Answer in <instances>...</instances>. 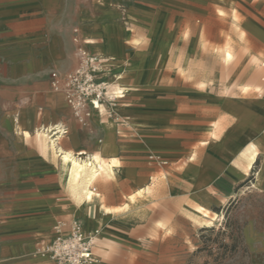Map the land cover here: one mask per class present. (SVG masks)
<instances>
[{"label": "rangeland", "instance_id": "374dc122", "mask_svg": "<svg viewBox=\"0 0 264 264\" xmlns=\"http://www.w3.org/2000/svg\"><path fill=\"white\" fill-rule=\"evenodd\" d=\"M91 1L61 0L55 9L64 15H71L79 2L89 5ZM224 1L227 2V5L229 4V8L218 5L212 8L207 0H93L99 11L93 14L84 10L81 11L80 18L75 19L80 23L82 34L88 40L96 42L84 47L85 50H89L94 56L99 49L106 54L105 58H102V64H114L112 71L107 70L110 76L108 82H113L116 72L127 69V83L130 84L129 80L133 76L135 78V83L131 85V88L145 86L149 90L152 89L156 81L154 77L146 78V71L161 67L169 53V40L158 20H161L167 29L175 28L178 32L170 40L173 61L181 55V52L184 53L188 49H191L193 54L192 71L188 69L177 71L175 65L169 64L156 74L158 85L161 87L160 93L167 98H172L178 105V114L187 115L188 119L186 120L191 123L155 122L147 127L131 128V126L142 122L137 113L157 108V98L152 93L143 96V101L146 103L145 109L124 105L125 103H139V94L136 93H129L125 103L124 100L116 102L115 108L124 117V120H121L124 123H118L106 116L102 117L95 110L93 116L91 115V124L101 128L105 133L98 139L97 149L92 152L103 151L107 158L117 156L114 132H116L117 126L122 128L127 124L130 126L119 135L120 138L123 141L140 142L145 147L140 152H123L122 155L126 158L122 159L120 156L121 163L118 168L123 170L126 166L136 167L134 182L127 184L129 191L135 192L131 195L135 197L133 200L135 205H131L135 222L143 220L148 201L151 198V195L143 194L144 186L149 183L150 176L164 177L165 171L162 166H168L171 163L170 155L175 153L182 155V160L174 165V169L180 173H183L187 168L188 160H193L194 157V164L204 167L201 174L203 179L201 186H191L186 183L183 177L181 183L177 179L175 186V190L181 191V194L174 193L172 186L175 179L172 175H169L170 178L164 179L163 182L160 180L162 183L160 182L161 184L159 183L158 186L167 189L163 214L172 215V217L174 213L177 214L176 224L183 236L182 243L171 241L158 244L139 240L129 243L114 242L109 243L110 246L108 245L106 251L100 256V252L95 250L97 260L101 259L106 264L110 261L113 264H127V262L129 264H264V189L251 187L260 160L256 164L255 161V165L252 164L249 168L246 162L244 169L248 175L243 172V164H240L241 170L238 168V154L227 165L220 164L219 172L205 170L204 165L207 163L208 146H205L202 140L210 139L213 121L221 111L210 108L206 104L204 92L214 91L222 95L238 93L243 95L244 91V94L248 96H257L255 92H258L259 96L263 97L258 101L259 106L249 99L235 95L225 97V101H229L231 104L241 101L242 104L255 111H264V106L260 105V102L264 101V87L261 86L262 90H259L257 86L260 85L254 87L250 83L240 87V84L249 81L248 77L252 78L255 84L264 83V44L254 35L244 36L246 31L241 30V34L239 30L240 26H244L246 23L248 25L256 24L264 30V0ZM24 10L29 13L36 11L35 8L29 7ZM130 10L135 12L128 19ZM151 18H153L152 24ZM55 21H57V17H55ZM76 27L78 25L72 26V38H75L76 33L74 31L73 34V29ZM123 27L128 33L126 35L127 42L133 44L131 38L138 39L140 37V47L145 48L147 52L141 53L140 57L127 58L123 51H118L115 48L117 41L123 38ZM98 39L102 40L98 41ZM227 45L233 47L234 57L229 61L222 59L221 53ZM136 50L139 51L138 46ZM216 51L218 52L216 53ZM184 56L191 57V53H186ZM204 79L207 82L201 84ZM126 92L128 91L124 93ZM100 118L111 120L114 125L106 128ZM241 120H243V115L237 111L225 114L214 122V124L220 125V138L211 137V139L213 141L222 139L226 144L242 130H254L261 139L260 152L264 146V120L253 119L250 124L241 129L225 131L230 124ZM63 128L68 130L66 125ZM69 134L70 130L63 136H69ZM48 142L51 144V141ZM159 149L166 151L167 155H163L158 151ZM220 154L225 157L232 156L227 153L226 147ZM189 155L194 156L190 158ZM212 164L209 162L206 166H212ZM172 172L174 173V171ZM248 178L253 179L249 185L239 188V185ZM139 179L142 181H137ZM262 180L263 172H259L254 186L259 187ZM100 181H103L101 177L94 184L99 192L104 191L101 186H97ZM155 192L156 189L153 194ZM237 198L240 200H237L229 212H226L225 207ZM128 199L129 196L119 197V201L123 202ZM97 207L93 214H89L81 208L84 214L83 225L89 234L100 232L99 229H96L98 227L93 229L94 224L97 226L101 224L102 217L97 215ZM101 209H106L108 214L110 212L107 207L102 206ZM179 210L182 212V217L178 215ZM204 212L206 215L203 214ZM74 221L81 223L79 220ZM74 221H71L70 225ZM60 225L62 224L58 220L49 230H53L55 233V227ZM49 230L38 234L32 253H36L37 248L45 243L44 238H47L45 235L50 233ZM146 230L148 228L136 227V233ZM102 232L110 233L107 230ZM122 251L130 254L129 256H133V258H125ZM178 252L182 254L177 259L158 260L156 258L158 253L174 256ZM140 253H143L144 256L140 257ZM29 256L32 257L31 254ZM136 256L140 258L137 259Z\"/></svg>", "mask_w": 264, "mask_h": 264}, {"label": "crops", "instance_id": "0c3cea01", "mask_svg": "<svg viewBox=\"0 0 264 264\" xmlns=\"http://www.w3.org/2000/svg\"><path fill=\"white\" fill-rule=\"evenodd\" d=\"M207 1L212 8L216 5L229 8V4L227 5L224 0ZM60 2L61 0H0V264H55L46 257L32 253L38 234L52 229L58 220L66 232L70 229L71 221L79 220L83 226L84 214L80 204L74 200L63 183L61 155L53 151L48 141L55 138L59 147L74 153L78 152H75V150L92 152L97 149L98 139L105 134L101 128L91 124V119L86 127L78 124L72 116L71 108L67 104L64 95L61 92L54 91L51 87L50 73L52 71L65 74L78 66V44L74 41V37H71L73 25H78L73 29V34L74 31L76 33L75 37L78 36L81 40L87 41L83 46L86 47L90 44L80 30V23L75 19L80 18V13L84 10L93 14L99 11L92 0L89 5L79 2L71 15H64L55 9ZM26 7L35 8L36 11L26 12L24 10ZM134 12V10L129 11L128 19L131 14L134 15ZM55 17H57V21H55ZM158 21L161 22L164 34L169 40V54L161 67L146 71L145 77H154L156 84L151 90L145 88V86L131 88L120 99L124 100L125 103L129 93L139 94V103H125L124 105L145 109L146 103L143 101V96L152 93L157 98V108L137 113L142 122L133 127L131 126V128L147 127L155 122L191 123L186 120L188 119L187 115L178 114V105L172 98H167L160 93L161 87L158 85L156 74L169 64L175 65L177 71H179V66L183 64L182 58L186 53H191V65L189 67L182 65L180 71H186L187 69L192 71L193 54L191 49H188L186 52L181 53V57L175 58L174 62L170 40L178 32L175 28L167 29L161 20ZM123 28V38L117 41L115 48L118 51H123L127 58L140 57L141 53L147 52L145 48L140 46H138L139 51H137V46L128 43L126 37L128 33L125 27ZM239 30L241 34V30L246 31L244 36H247V34L254 35L264 44V30L260 26L246 23L244 26H240ZM131 39L133 40V38ZM102 70L103 75L109 80L110 76L107 70L104 68ZM248 79L249 81L240 84V87L246 83H250L254 87L255 85L264 87V83L255 84L252 78L248 77ZM129 81L131 85H134V76ZM203 82L205 84L207 80L204 79L201 83ZM255 93L257 96H248L244 94V91L242 92L243 95H239V93L233 95L249 99L255 105H259L258 101L263 97L259 96L258 92ZM203 94L205 95L206 104L210 108L221 110L219 116L213 121L212 129L215 121L221 119L225 114H230L231 111L241 113L243 120L230 124L225 131L241 129L250 124L253 119L264 120V111H255L242 104L241 101H238L237 104L225 101V97L233 95H222L214 91H206ZM260 105L264 106V101L260 102ZM102 117L104 116L102 115ZM58 125L68 126L66 133H69L70 130L69 136H63L65 133L62 136L55 134V130L52 129ZM48 126H51L49 130L50 140H46L48 147L42 151L35 133L39 128ZM129 126V124L122 126V128L117 126V130L114 132V141L120 163V156L122 159L126 158L122 155L123 152H140L145 149L140 142L123 141L120 138L119 135ZM23 130L29 131L31 136H25ZM202 143L208 146L206 162L213 163L212 166H206L207 163L204 164L205 170L210 169L219 172L220 164L227 165L237 154L238 168L242 167L240 164H243L242 168L244 169L246 160L241 159L240 151L235 152L230 157L220 154L225 148L224 140L213 141L210 133V139L202 140ZM82 147L84 149H79ZM158 151L163 155H167L164 150L159 149ZM169 159L171 163L168 166H162L165 172L164 177H158L159 183L160 180L163 182L164 179L170 178L169 175H172L175 179L172 190L174 193L179 194H181V191L175 190L177 179L181 183L184 177L186 183L191 186H201L203 184L201 174L204 167L194 164L195 157L193 160H188V166L183 173L174 169V165L182 160V155L175 153L170 155ZM259 160L260 165L251 187L264 189V146L261 148L255 164ZM118 168L119 166L110 177H101L103 181L97 183V186H101L104 191L99 192L96 186H92L99 194L96 204L99 207L97 215L102 217L100 226L93 225V229L98 227L96 229L100 230L96 237L94 254L99 245L105 244L104 250L99 253L100 256L106 251V247L110 246L109 243L114 242L129 243L139 240L158 244L171 241L182 243L183 236L176 224L177 214L174 213L173 217L172 215L163 214L166 206L165 195L167 189L158 187V183L153 188L156 189L154 194V190L147 192L145 188L148 184L150 185L153 179L150 176L149 183L143 188L144 195H151L145 211L146 214L142 218L143 220L135 222L132 214L133 209L131 208V205H135L133 203L135 197L131 196L135 192H130L127 184L134 182L136 167L126 166L123 170ZM243 172L245 173V169ZM259 172H263V180L258 187L254 186V183L257 181ZM123 196H129V199L125 202L119 201V197ZM102 206L110 209L107 216L102 215ZM178 215L182 217L181 210H179ZM138 226L148 228V230L136 233V227ZM103 230L110 231V233L105 234V232H102ZM49 232L45 235L47 237L44 238L45 242L54 237V231L49 230ZM30 254L32 257L29 256ZM181 254V252H178L173 256L172 254L158 253L156 258L158 260L177 259ZM122 255L127 259L133 258L125 251H122ZM142 256L144 254L140 253V257ZM140 257L136 256L135 258L139 259ZM94 264H106V262L96 259ZM108 264L113 263L110 261Z\"/></svg>", "mask_w": 264, "mask_h": 264}, {"label": "built area", "instance_id": "2783aa9c", "mask_svg": "<svg viewBox=\"0 0 264 264\" xmlns=\"http://www.w3.org/2000/svg\"><path fill=\"white\" fill-rule=\"evenodd\" d=\"M78 44V66L65 74L50 73V84L54 91L61 92L71 108L72 116L81 126H88L91 113L97 104L103 107L101 114L118 123H124L116 102L124 97L121 89H111L103 75L102 60L90 55L84 48L86 40L74 38ZM98 232L88 234L78 221L64 231L62 225L55 227L54 237L40 245L36 254L46 257L55 264H94V247Z\"/></svg>", "mask_w": 264, "mask_h": 264}, {"label": "bare ground", "instance_id": "6f19581e", "mask_svg": "<svg viewBox=\"0 0 264 264\" xmlns=\"http://www.w3.org/2000/svg\"><path fill=\"white\" fill-rule=\"evenodd\" d=\"M88 41L92 44L96 43L94 40H88ZM133 42H134L133 45L140 46L139 38L133 39ZM207 44H206V46L209 45V44L208 45ZM86 51L90 55H93L89 52V50L86 49ZM204 52H205V50H204ZM217 52L218 51H216V53ZM221 53H222V56H223L225 61L232 60L234 57L233 47L231 45L225 46L223 48V50L221 51ZM168 54L166 55L167 57H168ZM151 55H152V53H151ZM94 56H96L102 60V58H105L106 54L103 53L101 50L97 49L96 54ZM180 57H181V55H180ZM110 59H113V57H110ZM171 59H172V57H171ZM179 62H178V64H179ZM182 62H183L182 65H186L187 67H189L191 65V57L183 56ZM182 65L181 66L178 65L180 70L183 67ZM113 66H114V64H102L101 65L102 68H104L108 71H112ZM127 72H128L127 69H125L124 71L116 72L114 74V77H113V82H108L110 88L113 90L119 88V89L123 90V92L130 90L131 84L127 83V77H126ZM199 85H200V82H199ZM257 87L259 90H262L261 86H257ZM94 110L97 111L100 116H102L101 112L103 110V107L101 105L97 104V108H94L92 110L91 115L93 114ZM100 121L102 122V124L106 128H110L112 125H114V122H112L111 120H108V119H101L100 118ZM50 127L51 126H48L46 128L42 127V128H39L38 130H36L35 137H36L38 144H39V147L42 151L45 150L46 147H48L46 140L49 137ZM52 130H55V134H57L58 136H62V134L67 132V129L63 128V126H61V125L55 126ZM219 131H220V125L214 124L213 129L211 131V137L215 138V139L220 138ZM23 134L25 136H31V133L29 131H24ZM263 135H264V133H263ZM59 139H61V138H59ZM57 143H56L55 138H51V144H50L51 148L53 149V151L56 154L61 155V162H62L61 168H62V177H63L62 179H63L64 185L66 186V188H68V190L72 194L74 200L80 204V207L83 209V211H85L89 214H93L96 210L95 207H97L96 201L98 200L99 194L96 193V191L93 189L92 186L99 179V177L111 176L115 172V169L119 166L120 159L117 156H111V157L107 158L104 155L103 151L88 152L85 150H80L77 153H74L72 151L64 150L63 148L59 147L57 145ZM260 143H261V139L259 137V134H257L256 131H254V130H242L232 140H230L228 143H226L225 147H226L227 153H229L230 155L234 154L235 152L240 151L241 152V159L246 160V162L248 163L247 167L249 168L252 164H254V162L257 159V156L259 154ZM193 156L194 155H190L189 157L192 158ZM158 183H159V179L156 177H153L152 182L150 183V185L148 184V186L145 188V190L147 192H151L153 190V188L156 185H158ZM97 210L99 211L98 207H97ZM106 214H108V211L106 209L102 210V215H106ZM203 214L206 215L205 212ZM83 227H84V230L87 232L84 225H83ZM104 245H102V244L99 245L98 251L100 253H101V251L104 250Z\"/></svg>", "mask_w": 264, "mask_h": 264}, {"label": "trees", "instance_id": "16d2710c", "mask_svg": "<svg viewBox=\"0 0 264 264\" xmlns=\"http://www.w3.org/2000/svg\"><path fill=\"white\" fill-rule=\"evenodd\" d=\"M251 180H253V179H252V178H248L247 180H245L244 182H242V183L239 185V188H240V187H244V186H246V185H249V182H250ZM237 200H240V199L237 198L235 201L230 202V204H229L228 206L225 207L226 212H229V210L231 209V206H232L235 202H237Z\"/></svg>", "mask_w": 264, "mask_h": 264}]
</instances>
